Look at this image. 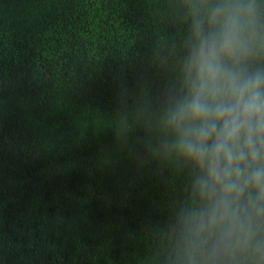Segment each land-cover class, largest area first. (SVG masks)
<instances>
[{
  "label": "trees",
  "instance_id": "16d2710c",
  "mask_svg": "<svg viewBox=\"0 0 264 264\" xmlns=\"http://www.w3.org/2000/svg\"><path fill=\"white\" fill-rule=\"evenodd\" d=\"M190 25L187 0H0V264H164L193 173L156 112Z\"/></svg>",
  "mask_w": 264,
  "mask_h": 264
},
{
  "label": "clouds",
  "instance_id": "9594fccd",
  "mask_svg": "<svg viewBox=\"0 0 264 264\" xmlns=\"http://www.w3.org/2000/svg\"><path fill=\"white\" fill-rule=\"evenodd\" d=\"M180 89L156 112L157 154L193 173L164 264H264V51L254 0H187ZM122 138V133L119 134Z\"/></svg>",
  "mask_w": 264,
  "mask_h": 264
}]
</instances>
